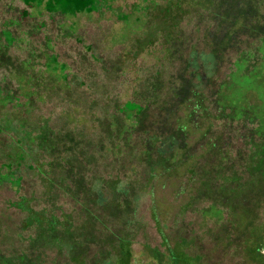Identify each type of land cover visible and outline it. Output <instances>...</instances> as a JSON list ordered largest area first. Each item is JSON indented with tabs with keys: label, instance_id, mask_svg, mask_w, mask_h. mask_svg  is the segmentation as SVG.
<instances>
[{
	"label": "rangeland",
	"instance_id": "obj_1",
	"mask_svg": "<svg viewBox=\"0 0 264 264\" xmlns=\"http://www.w3.org/2000/svg\"><path fill=\"white\" fill-rule=\"evenodd\" d=\"M43 2L0 0V88L30 96L0 98V177L18 178L0 179V264H114L118 241L129 264H264V134L214 103L232 55L264 34L251 3L97 0L63 15ZM153 77L173 91L149 99ZM259 82L238 92L264 129ZM129 99L148 103L133 129L117 111ZM30 194L69 223L21 228L8 203Z\"/></svg>",
	"mask_w": 264,
	"mask_h": 264
},
{
	"label": "trees",
	"instance_id": "obj_2",
	"mask_svg": "<svg viewBox=\"0 0 264 264\" xmlns=\"http://www.w3.org/2000/svg\"><path fill=\"white\" fill-rule=\"evenodd\" d=\"M41 2V1H40ZM251 3L250 10L252 13V18L258 24L264 25V0H248ZM44 4L42 5L43 9L46 12H54L60 11L63 15L65 14H74L77 12H89L95 8L97 0H44ZM27 12L22 10L21 17L25 18ZM54 52V51H53ZM55 53V52H54ZM56 54V53H55ZM158 78V76H157ZM156 77L151 78V81L147 88L149 89V99H155V90L157 87L164 88L168 91H173L175 87V79L167 78L166 81L162 79L160 84L158 83L159 79ZM245 80V81H244ZM260 81L259 85L262 89H264V34L259 33L256 34L253 38H250L247 42L246 46L237 50L234 55H232V59L227 62L226 71L223 73L222 78L217 80L216 89H215V110L217 118H225L228 121H232L234 123H238L240 121H248L252 122V132L258 138L260 135L263 136L264 129L261 127V121L254 117L255 114H252L250 111L252 110L250 107L247 109L248 105H251L248 101V93L249 92H238L239 89H244L249 87L251 88V84L256 83V81ZM252 89V88H251ZM229 93H228V92ZM244 91V90H243ZM227 92V93H226ZM227 95H226V94ZM251 93V92H250ZM2 88H0V98L13 97L17 100V105L23 103L20 101V98H23L24 101H28L29 97H22L16 92L11 94H5ZM5 96V97H4ZM228 96V97H227ZM244 98L246 103L244 102ZM152 101V100H151ZM1 102V101H0ZM21 102V103H20ZM8 103V102H5ZM244 103V104H243ZM147 102L143 103L139 100H126L121 103L117 107V111H120L123 116L128 119L131 123V128L133 129L136 125L135 123L139 120V114L142 110L147 106ZM243 104V105H242ZM263 118V117H262ZM261 118V119H262ZM133 120V121H132ZM136 121V122H135ZM130 128V127H129ZM126 130L127 133H130V130ZM1 131V128H0ZM33 136V134H32ZM29 138V137H28ZM30 139L29 141H34ZM155 139V138H154ZM252 145V144H251ZM18 150V148H17ZM262 153L264 154V143L262 144ZM262 155V154H261ZM22 159V155L20 152L15 153V166L18 165V162ZM6 165L9 168V173L12 171L11 163H0ZM43 166V167H42ZM32 167L35 168V173L42 174L46 177L49 176L50 171V161H36L35 159L32 161ZM44 167L46 170L44 171ZM48 167V168H47ZM253 167V166H252ZM5 177H0V179L5 180ZM6 180H10V184L18 186V178H7ZM32 198L30 195H20L15 201H12L8 204L14 205L17 209H20L25 212V217L21 221V228H27L30 222L33 224H38L48 230L50 228H54L57 224L69 223V213L62 212L60 213V219L54 214H50V211L46 207H41L38 210H34L30 205V199ZM118 247L122 250V255L114 261V264H129L130 263V253L128 248L125 246L127 243L124 241L117 242ZM179 258L182 259L186 264H192L188 259L179 255ZM175 259V257H174ZM196 264V263H194Z\"/></svg>",
	"mask_w": 264,
	"mask_h": 264
}]
</instances>
